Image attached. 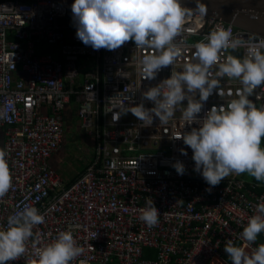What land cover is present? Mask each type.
Returning a JSON list of instances; mask_svg holds the SVG:
<instances>
[{
    "label": "built area",
    "instance_id": "obj_1",
    "mask_svg": "<svg viewBox=\"0 0 264 264\" xmlns=\"http://www.w3.org/2000/svg\"><path fill=\"white\" fill-rule=\"evenodd\" d=\"M69 9L58 2L0 3V131L12 175L10 190L0 198V230L28 204L45 217L33 228L39 247L61 231H72L83 251L71 264L224 263L227 240L247 243L241 233L264 197V184L232 173L209 190L194 170L192 149L182 138H173L201 126L185 124L180 111L166 125L154 119L143 127L130 112L113 123L119 106L139 104L144 91L170 77L172 66L154 80H143L138 65L154 49L129 41L113 51L94 50L77 38V25L66 23ZM218 25L242 41L243 46L226 54L242 57L248 46L264 42V36L202 12L187 15L175 40L184 55L174 70L196 62L195 45ZM216 70L214 66L212 78L220 80L223 96L214 90L201 120L213 105L227 107L242 88L239 79L216 77ZM249 99L264 106V85ZM144 103L153 107L151 101ZM183 103L186 107L187 100ZM72 111L81 131L93 138L94 151L85 170L67 185L50 161L62 146ZM176 161L185 165L183 175L173 167ZM149 199L159 210L152 227L140 219ZM259 235L264 240V232ZM31 243L24 256L8 264L34 260ZM260 244L264 242L247 243L245 250L252 252Z\"/></svg>",
    "mask_w": 264,
    "mask_h": 264
},
{
    "label": "clouds",
    "instance_id": "obj_2",
    "mask_svg": "<svg viewBox=\"0 0 264 264\" xmlns=\"http://www.w3.org/2000/svg\"><path fill=\"white\" fill-rule=\"evenodd\" d=\"M196 10L204 11L200 0ZM72 13L77 38L94 50L113 51L129 41L140 49H154L138 65L143 80H154L161 70L172 66L170 77L144 91L139 104L119 106V111L113 113V123L130 112L143 127H150L154 119L166 125L180 111L185 124L201 126L173 138H182L192 149L194 170L210 186L209 190L232 173H247L256 181L264 182V147L261 146L264 106L257 107L249 99L257 87L264 85V42L248 46L242 57L226 54L229 49L235 51L243 46L242 41L232 38L231 29L218 25L204 41L195 45L192 55L196 62H185L182 70L176 71V61L183 57L184 48L175 40L181 35L185 17L192 14V9L183 6L181 0H74ZM214 66L218 69L216 77L239 79L242 88L227 107L213 105L201 120L199 114L214 90L223 96L219 91L220 80L212 78ZM197 92L199 99H196ZM185 100L186 107H181ZM144 101H151L153 107H145ZM181 153L187 155L184 149ZM173 167L179 175L184 174L183 162L176 161ZM11 185L6 153L0 151V198ZM158 216V208L149 199L141 210V221L152 227L158 223ZM44 221V215L28 204L11 214L7 226L0 230V264L24 256L29 241L35 258L29 264H71L81 255L83 249L77 245L71 230L61 231L54 241L39 247V234L34 235L33 228ZM261 232H264V197L243 227L241 238L254 243ZM247 243L235 246L232 240L226 241L224 251L232 264H264V244L249 254L245 250Z\"/></svg>",
    "mask_w": 264,
    "mask_h": 264
},
{
    "label": "water",
    "instance_id": "obj_3",
    "mask_svg": "<svg viewBox=\"0 0 264 264\" xmlns=\"http://www.w3.org/2000/svg\"><path fill=\"white\" fill-rule=\"evenodd\" d=\"M2 2H58L71 9L74 0H0ZM181 4L192 9L190 15H199L202 12L206 17L264 36V0H200L204 11L196 10L197 0H181Z\"/></svg>",
    "mask_w": 264,
    "mask_h": 264
},
{
    "label": "rangeland",
    "instance_id": "obj_4",
    "mask_svg": "<svg viewBox=\"0 0 264 264\" xmlns=\"http://www.w3.org/2000/svg\"><path fill=\"white\" fill-rule=\"evenodd\" d=\"M62 144L64 145L56 152V158L52 161V167L62 181L68 182L87 167L94 151L93 138L81 131L79 121L74 116L67 124L65 121ZM246 175L245 178L248 179Z\"/></svg>",
    "mask_w": 264,
    "mask_h": 264
},
{
    "label": "trees",
    "instance_id": "obj_5",
    "mask_svg": "<svg viewBox=\"0 0 264 264\" xmlns=\"http://www.w3.org/2000/svg\"><path fill=\"white\" fill-rule=\"evenodd\" d=\"M65 21H66V23H67L68 25H76V21H75V19H74V17H73V13H72V8L68 10V12H67V18H66ZM261 146L264 147V139H262ZM85 168H86V167H85ZM85 168L83 169V171L85 170ZM245 174H247V173H244V176H245ZM246 176H247L248 179H250L251 181L258 182V181L255 180L254 177H251V176L248 175V174H247ZM246 179H247V178H246ZM258 183L264 184V182H258ZM69 184H70V183H69ZM69 184H67V185H69ZM259 237H260L261 240H262V238H263L262 235H259ZM261 242H264V240H262ZM235 246H240V244H239V243H236ZM246 251H247V250H246ZM247 252H248L249 254L251 253V252H249V251H247ZM225 255H226V254H225ZM227 259H228V260H227ZM225 262H226V263H231V262H232L228 255L225 256ZM216 264H222V263L219 262V263H216Z\"/></svg>",
    "mask_w": 264,
    "mask_h": 264
},
{
    "label": "crops",
    "instance_id": "obj_6",
    "mask_svg": "<svg viewBox=\"0 0 264 264\" xmlns=\"http://www.w3.org/2000/svg\"><path fill=\"white\" fill-rule=\"evenodd\" d=\"M75 116V113L72 111V112H69L68 113V115H67V120H66V124L68 123V120H72V118ZM76 117V116H75ZM64 144H62V146H63ZM61 146V147H62ZM0 151H2V133L0 132ZM56 158V154L53 156V158L51 159V165H52V161L54 160ZM83 172V170L81 171V172H79L78 174H76V176H74L73 177V179H71L70 181H65V183L66 184H69V183H71V182H73L74 180H75V178L79 175V174H81ZM256 241H262L261 240V238L259 237V235H258V237H257V239H256ZM226 255H228L227 253H226ZM225 255V256H226ZM225 256H224V260H225ZM228 260V259H227ZM216 263H219V261H215ZM222 264H232V262L231 263H226V262H224V263H222Z\"/></svg>",
    "mask_w": 264,
    "mask_h": 264
}]
</instances>
